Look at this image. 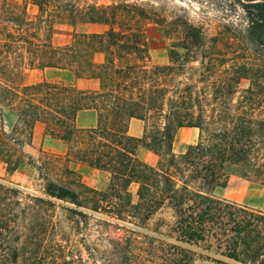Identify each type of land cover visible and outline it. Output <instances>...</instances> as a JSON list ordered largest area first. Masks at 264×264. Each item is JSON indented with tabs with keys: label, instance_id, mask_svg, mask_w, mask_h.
Returning <instances> with one entry per match:
<instances>
[{
	"label": "trees",
	"instance_id": "trees-1",
	"mask_svg": "<svg viewBox=\"0 0 264 264\" xmlns=\"http://www.w3.org/2000/svg\"><path fill=\"white\" fill-rule=\"evenodd\" d=\"M110 1L71 2V39L55 44L53 21L42 17L51 0H0V162L6 174L30 165L42 182L35 193L0 177V264H59L57 209L76 227L125 233L123 240L105 238L102 264H135L131 250L143 240L166 264H191L190 246L210 240L226 258L218 264H264V213L213 195L228 166L264 186V0H229L246 18L234 41L208 37L186 18L173 22L166 63L151 62L145 34L149 22L167 28L158 13ZM28 4L38 13L30 16ZM93 25L102 28L76 29ZM243 44L257 56L240 55ZM45 67L97 86L24 82L25 69ZM237 78L255 86L240 88ZM86 109L95 110L97 123L77 127L76 115ZM7 112L14 116L9 129ZM131 118L143 121L141 137L128 133ZM36 123L66 144L64 154L29 152ZM183 127L197 128V140L175 154L173 139ZM139 146L158 156L154 165L137 156ZM70 161L108 173L107 188L85 184ZM163 205L174 215L167 239L140 233ZM85 249L96 257L89 244Z\"/></svg>",
	"mask_w": 264,
	"mask_h": 264
},
{
	"label": "rangeland",
	"instance_id": "rangeland-1",
	"mask_svg": "<svg viewBox=\"0 0 264 264\" xmlns=\"http://www.w3.org/2000/svg\"><path fill=\"white\" fill-rule=\"evenodd\" d=\"M48 6V14H43V18L53 21L52 41L55 44H62L70 41L73 26L69 24L68 8L70 3L76 5L84 4H108L110 0H51ZM135 1L143 6L149 7L158 13L161 23L166 22L167 28L159 23L149 22L145 24V34L148 42V48L152 63H166L171 41L174 40L176 31L172 29L173 22L186 18L189 22L201 26L208 37L224 36L229 41H234L241 35V29L246 25L245 13L239 6H233L229 0H128ZM28 13L34 16L38 13L36 5H27ZM51 13V14H49ZM102 26H77L76 29H101ZM237 36V37H236ZM251 46L243 44L241 49L236 48L240 55L256 57L252 52ZM264 54V53H263ZM44 69H25L23 80L26 83L35 82L41 79H53L67 82L71 73L64 69H51L44 73ZM237 84L240 88L254 87L255 81L250 78H237ZM90 81H83L82 86L91 85ZM5 125L9 129L14 121V116L5 113ZM190 127L179 129L173 139L172 151L180 154L185 151L187 146L197 140V135L193 134ZM142 147V146H139ZM41 148L33 144L28 148L29 152L37 155V149ZM144 148V147H143ZM42 149V148H41ZM146 149V148H145ZM148 150V149H147ZM51 152L49 150H45ZM150 151V150H149ZM156 161L158 156L151 152ZM142 160V159H141ZM144 161V160H143ZM145 162V161H144ZM147 163V162H146ZM73 170V169H72ZM80 175V179L87 185L100 190H105L109 184V174L102 171H96L90 167H82L80 170H74ZM226 177L224 186L216 187L213 195L237 205L246 206L252 210L264 213V186L245 178L242 175V169L237 166H228L225 169ZM0 177L5 178L17 187L39 193L42 190V182L37 178L35 169L27 164L21 165L11 174H6L4 165L0 162ZM134 192L135 187L131 186ZM63 211L56 210V219L59 220L56 231L53 233L54 239L61 243V258L58 263L69 261L68 264H102L99 257L100 253L109 248L105 238L114 240H123L125 233L113 226L106 227L102 232H98L94 225L88 228L76 227L75 224L66 220ZM174 220L173 211L166 205L161 206L153 214L149 215L144 222V228L140 233L153 234L155 237L167 239L169 227ZM103 235V236H102ZM104 237V239L102 238ZM144 241V240H143ZM136 242L132 252L139 258L135 264H166L161 259V253L151 250L144 242ZM85 243L90 245L93 253L96 251V257H91L85 249ZM194 251V260L191 264H218V260H226L220 254L217 244L212 240L202 241L197 246H190Z\"/></svg>",
	"mask_w": 264,
	"mask_h": 264
},
{
	"label": "crops",
	"instance_id": "crops-1",
	"mask_svg": "<svg viewBox=\"0 0 264 264\" xmlns=\"http://www.w3.org/2000/svg\"><path fill=\"white\" fill-rule=\"evenodd\" d=\"M44 73L48 72V70L51 69H56L53 67H45ZM71 73V72H70ZM47 79V78H45ZM49 80V79H47ZM53 80V79H50ZM56 81H61V80H56ZM83 81H90L92 82L91 85H85L82 86L80 83ZM63 82V81H62ZM65 83H75L78 87H96L97 83L94 80H83V79H75L74 76L71 73V77L68 79L67 82ZM97 123V115L95 110L93 109H86V110H80L75 118V125L77 127H94ZM184 128V127H183ZM193 130V134H198V130L195 127H190ZM143 129H144V123L142 120L136 119V118H131L129 120L128 124V133L132 136L135 137H141L143 134ZM182 129V128H181ZM32 144H37L39 147H41L43 150H49L53 153L56 154H64L66 152V144L56 138H52L49 135H47L44 131V125L42 123H36L33 129V138H32ZM137 156L144 160L147 163L152 164L153 161H156L154 155L151 153V151L143 148V147H138L136 150ZM86 165L70 161L69 162V167L73 170H80L82 167ZM88 167V166H86ZM93 169V168H91ZM96 170V169H94ZM99 172V170H96ZM103 172V171H102Z\"/></svg>",
	"mask_w": 264,
	"mask_h": 264
}]
</instances>
